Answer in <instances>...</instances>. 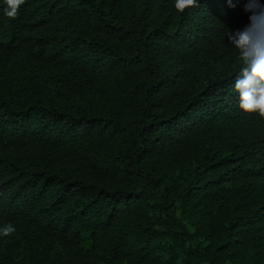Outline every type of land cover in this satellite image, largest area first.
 <instances>
[{"label": "trees", "instance_id": "trees-1", "mask_svg": "<svg viewBox=\"0 0 264 264\" xmlns=\"http://www.w3.org/2000/svg\"><path fill=\"white\" fill-rule=\"evenodd\" d=\"M243 4L0 0V264H264Z\"/></svg>", "mask_w": 264, "mask_h": 264}, {"label": "clouds", "instance_id": "clouds-1", "mask_svg": "<svg viewBox=\"0 0 264 264\" xmlns=\"http://www.w3.org/2000/svg\"><path fill=\"white\" fill-rule=\"evenodd\" d=\"M25 0H5L4 14L15 18ZM200 0H175V7L185 8L198 6ZM236 3L228 0V6L235 8ZM244 12L249 16V23L242 29L228 34L240 52L241 69L235 79L234 87L239 93L240 107L247 112H258L264 117V0H244ZM15 231L14 226L0 229V235Z\"/></svg>", "mask_w": 264, "mask_h": 264}]
</instances>
